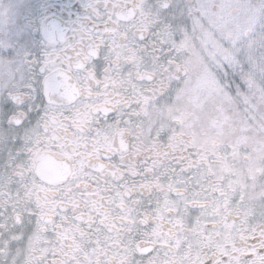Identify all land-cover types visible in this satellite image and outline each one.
<instances>
[{"label":"snow or ice","instance_id":"obj_1","mask_svg":"<svg viewBox=\"0 0 264 264\" xmlns=\"http://www.w3.org/2000/svg\"><path fill=\"white\" fill-rule=\"evenodd\" d=\"M219 92L264 132V0ZM183 0H0V264H264V149L207 128Z\"/></svg>","mask_w":264,"mask_h":264},{"label":"flooded vegetation","instance_id":"obj_2","mask_svg":"<svg viewBox=\"0 0 264 264\" xmlns=\"http://www.w3.org/2000/svg\"><path fill=\"white\" fill-rule=\"evenodd\" d=\"M3 3H15L16 0H2ZM187 8L182 11L176 24L164 26V33L169 41H174V59L179 65L180 75L184 78L179 82L173 107L190 113V93L193 85H200L199 94L203 99V108L196 115L201 127L207 128L213 121L225 117L229 121L235 120L231 113L222 114L213 109L216 103L225 104L213 92L217 86L214 72L219 59V43L230 38L239 39L248 33L246 21L249 19L240 6L244 0H183ZM218 105V104H216ZM233 128L230 132L228 128ZM235 125V127H233ZM236 123H227L226 135L230 139H239L253 148L264 149V132L243 135ZM255 134V135H256ZM264 155V151L259 153Z\"/></svg>","mask_w":264,"mask_h":264},{"label":"rangeland","instance_id":"obj_3","mask_svg":"<svg viewBox=\"0 0 264 264\" xmlns=\"http://www.w3.org/2000/svg\"><path fill=\"white\" fill-rule=\"evenodd\" d=\"M245 24L248 25L249 22L246 21ZM246 35H244V37H241L239 39L230 38L229 40H224V41L219 43V45H218V47L220 49V53L218 56L219 59L216 62L217 63V66L215 67L216 70L213 73L215 82L217 83V86H215V88L218 87V83H219L217 70L222 72L223 71V65L225 63L229 64L230 66H235L236 64L239 63V61L237 59V54L240 52L247 53L248 50L252 47L253 42L246 41L245 40ZM212 94H214V92H212ZM216 95H218L221 98L220 101H223V102L226 101V103L225 104L224 103L223 104L216 103L218 105L215 104L213 106V109L222 113V114L231 113L232 117L235 119L233 121H229L227 119V117H229V116L226 115L227 123H229V122H232L234 124L236 123V125L240 129V132L243 135H248L251 133H255V134L261 133V131L257 127H255L253 125H246L245 124V121L247 119L245 111L241 107L238 106L236 101L230 100L227 96L222 95L220 93H216ZM259 110L262 114H264V103H262L260 105ZM221 118H225V117L221 116ZM233 127H235V125ZM232 129L233 128L230 125V127L228 128V131L230 132ZM255 134L252 137H255L256 140L261 138V135L257 136V134L256 135Z\"/></svg>","mask_w":264,"mask_h":264}]
</instances>
